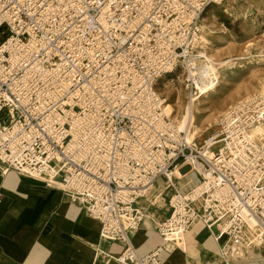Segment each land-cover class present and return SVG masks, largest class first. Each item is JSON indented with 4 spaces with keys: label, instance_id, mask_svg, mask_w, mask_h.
Listing matches in <instances>:
<instances>
[{
    "label": "built area",
    "instance_id": "1",
    "mask_svg": "<svg viewBox=\"0 0 264 264\" xmlns=\"http://www.w3.org/2000/svg\"><path fill=\"white\" fill-rule=\"evenodd\" d=\"M224 1L0 0V172L59 188L122 245L118 264L162 263L163 246L140 256L132 243L159 180L163 238L202 222L223 264L249 239L264 248V96L189 139L159 91L173 76L192 101L216 89L193 46Z\"/></svg>",
    "mask_w": 264,
    "mask_h": 264
},
{
    "label": "crops",
    "instance_id": "2",
    "mask_svg": "<svg viewBox=\"0 0 264 264\" xmlns=\"http://www.w3.org/2000/svg\"><path fill=\"white\" fill-rule=\"evenodd\" d=\"M187 177L197 181L193 173ZM160 201L163 206L165 202L162 222L169 211L163 185L157 182L149 198L140 201L145 217L132 235L137 253L145 256L166 246L161 264H223V240L217 242L202 222L180 237L164 240L154 214H146L150 206L163 207ZM83 214L87 216L59 188L13 171L0 172V264H118L113 257L121 254L122 245L102 240L100 224ZM245 252L233 264H264V248L249 247Z\"/></svg>",
    "mask_w": 264,
    "mask_h": 264
},
{
    "label": "rangeland",
    "instance_id": "3",
    "mask_svg": "<svg viewBox=\"0 0 264 264\" xmlns=\"http://www.w3.org/2000/svg\"><path fill=\"white\" fill-rule=\"evenodd\" d=\"M204 25L211 30L207 34L211 45L201 48V51L212 55L216 62L221 63L223 70L220 71L223 74L216 91L203 97L198 105L200 116L196 117L193 124L190 123L191 131H194V126L198 128L196 136L216 128L222 114L234 106L233 104L246 99L245 96L251 97L264 92V60L260 56L264 54L262 0H225L220 6H211L204 14L202 26ZM223 62L228 63L224 65ZM159 89L179 116L191 102L187 98L189 92L185 90L181 76L161 80ZM158 183L163 185L161 181ZM160 204L163 206L162 201ZM147 206H150V202H146V209ZM164 207L165 202L161 208L157 205L150 206L146 214H154L153 219L158 223L163 217ZM83 216L88 219L85 214Z\"/></svg>",
    "mask_w": 264,
    "mask_h": 264
},
{
    "label": "bare ground",
    "instance_id": "4",
    "mask_svg": "<svg viewBox=\"0 0 264 264\" xmlns=\"http://www.w3.org/2000/svg\"><path fill=\"white\" fill-rule=\"evenodd\" d=\"M262 2L264 3V0H262ZM222 4L223 3L219 4L218 6H220ZM257 8L261 9L260 6H258ZM225 12H227V11H225ZM208 33H211V30H209V28L206 25L202 26V23H201L200 32H199L198 38L196 39V41L194 43L193 51L201 59L202 62L209 63V65L211 67V71L215 74V76L217 78V85H216V89H217V87L220 85V82H221L220 78H221L223 72L220 71V70H223V66H221L220 62H216L212 55H209L208 53H206L204 51H201V48H205L206 46H210L211 45V42L207 39V34ZM250 45H252V44H250ZM250 45H248V46H250ZM260 56L263 57V60H264V54H262ZM226 63H228V62H223L224 65ZM216 65H218V67ZM216 89H214V90H205V88H200V94L197 97H195L193 99V101H192V100H190L189 93L187 91V88L185 87V90L188 93L187 98H189V100L191 102H190V104L188 106H186L183 109V112H182V114L180 116L178 114H176L174 107L172 106L171 103H169L170 101H167V103H168V107L167 108H168V111L172 114L174 122L176 123V125L178 126L179 129L184 130V131L187 132V135H188L189 139H193L195 137H198V136H196L197 133H198L197 132L198 128L196 126H194V131L190 130V123L192 122V124H193L195 122L196 117L200 116V114H201L200 109L198 108V105L200 104V102H201L203 97L209 96V94L212 93V92H215ZM256 95L264 96V92L261 91V93L259 92L257 94L252 95V96H256ZM245 98L246 99H244L242 101H245V100L249 99L250 97L245 96ZM242 101H239V102H237V103H235L233 105H237L238 103H241ZM225 113L226 112H224L222 114V116ZM218 122H219V120H218ZM176 174L179 175V172H176ZM154 187H155V184H153L151 186V188L146 192L145 196L142 199H140V201L149 198V196L151 195ZM140 211H141V213L143 215V219H144L145 213H144L143 209L140 208ZM158 224H157V226H158ZM182 235H184V234L177 233V234L168 235V236H166L164 238V240H167L169 238H177V237H180ZM234 246H232L230 248V251L226 254L227 258L230 259V260H232V259L242 260L246 256V252H245L246 248H249V247L252 248V249L253 248H259L250 239L247 242L240 243L238 248H236L237 246H235V247ZM163 248H164V250L168 249L166 246H163ZM237 249H239L238 252H236ZM113 258L116 260V257H113Z\"/></svg>",
    "mask_w": 264,
    "mask_h": 264
}]
</instances>
